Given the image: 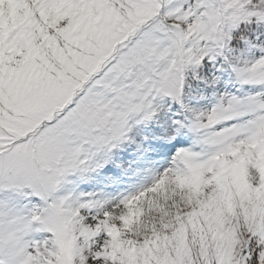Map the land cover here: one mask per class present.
Returning <instances> with one entry per match:
<instances>
[{
	"label": "snow or ice",
	"instance_id": "snow-or-ice-1",
	"mask_svg": "<svg viewBox=\"0 0 264 264\" xmlns=\"http://www.w3.org/2000/svg\"><path fill=\"white\" fill-rule=\"evenodd\" d=\"M0 264H264V0H0Z\"/></svg>",
	"mask_w": 264,
	"mask_h": 264
}]
</instances>
